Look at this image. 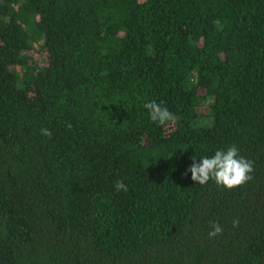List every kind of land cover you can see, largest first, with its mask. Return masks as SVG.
<instances>
[{
  "label": "trees",
  "instance_id": "1",
  "mask_svg": "<svg viewBox=\"0 0 264 264\" xmlns=\"http://www.w3.org/2000/svg\"><path fill=\"white\" fill-rule=\"evenodd\" d=\"M0 264H264V0H0Z\"/></svg>",
  "mask_w": 264,
  "mask_h": 264
},
{
  "label": "clouds",
  "instance_id": "2",
  "mask_svg": "<svg viewBox=\"0 0 264 264\" xmlns=\"http://www.w3.org/2000/svg\"><path fill=\"white\" fill-rule=\"evenodd\" d=\"M144 108L148 110L150 119L161 126L177 119L167 107L154 100L146 102ZM68 127H71V125H68ZM41 133L51 138L52 134L49 129H41ZM192 160L193 163L183 175L187 176L188 172H190L191 180L200 185L214 180L217 185L231 190L253 179L251 173L254 171V161L241 156L235 145L227 150H217L211 157L205 156L200 158L199 161L193 158ZM114 187L117 191L123 190L127 192L128 190L123 180L116 181ZM233 225L237 226L238 221H234ZM211 229L208 233L209 238H215L222 234V228L218 223H212Z\"/></svg>",
  "mask_w": 264,
  "mask_h": 264
}]
</instances>
